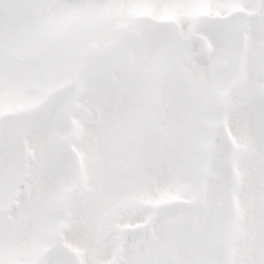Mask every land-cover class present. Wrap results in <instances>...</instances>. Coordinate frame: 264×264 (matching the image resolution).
<instances>
[{"label":"snow or ice","instance_id":"1","mask_svg":"<svg viewBox=\"0 0 264 264\" xmlns=\"http://www.w3.org/2000/svg\"><path fill=\"white\" fill-rule=\"evenodd\" d=\"M0 264H264V0H0Z\"/></svg>","mask_w":264,"mask_h":264}]
</instances>
